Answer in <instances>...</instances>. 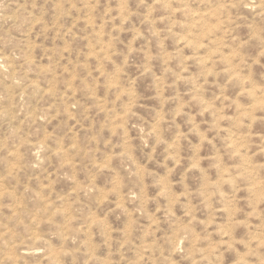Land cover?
<instances>
[{
  "label": "rangeland",
  "instance_id": "obj_1",
  "mask_svg": "<svg viewBox=\"0 0 264 264\" xmlns=\"http://www.w3.org/2000/svg\"><path fill=\"white\" fill-rule=\"evenodd\" d=\"M0 264H264V0H0Z\"/></svg>",
  "mask_w": 264,
  "mask_h": 264
}]
</instances>
